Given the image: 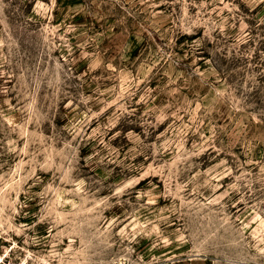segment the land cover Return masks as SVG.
<instances>
[{"label":"rangeland","instance_id":"1","mask_svg":"<svg viewBox=\"0 0 264 264\" xmlns=\"http://www.w3.org/2000/svg\"><path fill=\"white\" fill-rule=\"evenodd\" d=\"M0 264H264V0H0Z\"/></svg>","mask_w":264,"mask_h":264}]
</instances>
